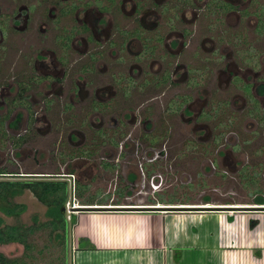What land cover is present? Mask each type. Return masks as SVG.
<instances>
[{
  "label": "flooded vegetation",
  "instance_id": "flooded-vegetation-1",
  "mask_svg": "<svg viewBox=\"0 0 264 264\" xmlns=\"http://www.w3.org/2000/svg\"><path fill=\"white\" fill-rule=\"evenodd\" d=\"M0 176L264 211V0H0Z\"/></svg>",
  "mask_w": 264,
  "mask_h": 264
},
{
  "label": "crops",
  "instance_id": "crops-1",
  "mask_svg": "<svg viewBox=\"0 0 264 264\" xmlns=\"http://www.w3.org/2000/svg\"><path fill=\"white\" fill-rule=\"evenodd\" d=\"M72 217L73 264H264V211L86 209Z\"/></svg>",
  "mask_w": 264,
  "mask_h": 264
},
{
  "label": "rangeland",
  "instance_id": "rangeland-1",
  "mask_svg": "<svg viewBox=\"0 0 264 264\" xmlns=\"http://www.w3.org/2000/svg\"><path fill=\"white\" fill-rule=\"evenodd\" d=\"M31 178L38 179L39 177L33 176L7 178V176H0V179L3 180H29ZM96 186L97 185H92L91 188H88L87 193L82 199L87 198L86 195L89 194L96 196L95 193L99 191V189L103 190L102 186H98V189H95ZM236 187L239 190V186ZM239 198L240 197L236 196L237 200H239ZM13 201L24 204L26 206L25 211L19 216H4L0 213L4 219V223L10 225H20L26 229L28 226H34L35 232L28 237V243L30 244V248L28 250L25 249L22 244L7 243L0 244V253L8 258L9 261L16 260L19 262V264H73V252L76 248V243L73 242L70 236L71 234H69L70 230L68 229L66 248L63 250L61 242L55 238L54 233H52L49 229L50 227L46 226L37 228L38 223L40 224L41 222L46 221L48 217L46 214V207L40 201H38L32 192L25 190L22 194L16 196ZM65 214L66 219L68 220V223L70 222L71 227L73 222L68 219L69 211H66ZM35 221H37V224H35Z\"/></svg>",
  "mask_w": 264,
  "mask_h": 264
},
{
  "label": "trees",
  "instance_id": "trees-1",
  "mask_svg": "<svg viewBox=\"0 0 264 264\" xmlns=\"http://www.w3.org/2000/svg\"><path fill=\"white\" fill-rule=\"evenodd\" d=\"M25 190L32 192L38 201L46 207L48 219L38 223L37 228L50 227V231L54 233L55 238L61 242L62 248L65 250L70 222H67L60 209L63 199V186L38 181H0V213L4 216H19L24 212L26 206L14 202L13 199ZM71 221L74 222L73 217ZM35 222L37 224V221ZM255 224L256 221H251L250 226ZM34 232V226H28L26 229L20 225L6 224L0 215V244L18 243L28 250L30 248L28 237ZM0 264H19V262L16 260L9 261L0 253Z\"/></svg>",
  "mask_w": 264,
  "mask_h": 264
},
{
  "label": "water",
  "instance_id": "water-1",
  "mask_svg": "<svg viewBox=\"0 0 264 264\" xmlns=\"http://www.w3.org/2000/svg\"><path fill=\"white\" fill-rule=\"evenodd\" d=\"M83 210V209H114L110 207H81V208H75L74 210ZM126 209H132V208H126ZM134 210V209H132ZM62 213L64 212V206L61 207Z\"/></svg>",
  "mask_w": 264,
  "mask_h": 264
}]
</instances>
